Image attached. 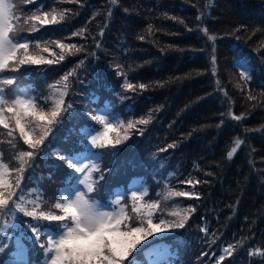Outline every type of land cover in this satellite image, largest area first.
Listing matches in <instances>:
<instances>
[{
    "label": "trees",
    "instance_id": "1",
    "mask_svg": "<svg viewBox=\"0 0 264 264\" xmlns=\"http://www.w3.org/2000/svg\"><path fill=\"white\" fill-rule=\"evenodd\" d=\"M11 1L9 37L27 42L32 57L40 58L47 46L57 48L59 56L52 64L0 69V90H6L9 105L17 96L32 95L37 111L46 113L61 93L65 103L62 120L44 144L23 158V172L18 171L25 151L19 146L22 138L14 132L9 136L12 129L0 125L1 158L12 166V183L0 189L5 199L9 190L16 193L0 209V245H9L0 253V264L13 257L17 241L29 264H44L47 238L28 239L32 234L26 225L32 218L7 209H14L15 201L30 211L38 205L37 214H62L54 204L72 183V170L59 155L75 152L79 157L90 148L101 155L89 195L110 202V210H123L128 227H146L151 212L154 223L164 219L171 229L138 245L133 256L140 263L151 264L153 254L146 246L155 241L165 248L167 264H264V0ZM45 12L58 22L32 19ZM209 35L215 40H208ZM54 41L86 47L61 52ZM241 64L248 69L244 75ZM8 78L11 85L4 82ZM125 80L133 84L132 91H125ZM141 83L147 87L141 89ZM69 103L75 111L63 113ZM105 105L117 127L139 119L149 124L129 130L128 139L113 152L111 147L93 148L87 131L93 126L103 131V126L88 113ZM236 115L241 120L232 119ZM118 130L123 137L124 129ZM237 139L243 143L229 160ZM11 152L13 159L7 157ZM135 179L148 189L133 199L129 187ZM177 191L190 196L173 195ZM182 215L187 216L184 227H172Z\"/></svg>",
    "mask_w": 264,
    "mask_h": 264
},
{
    "label": "snow or ice",
    "instance_id": "2",
    "mask_svg": "<svg viewBox=\"0 0 264 264\" xmlns=\"http://www.w3.org/2000/svg\"><path fill=\"white\" fill-rule=\"evenodd\" d=\"M29 3L32 0H28ZM115 2V0H113ZM27 11H32L27 9ZM13 15L12 6L7 0H0V69L8 67L9 61H15L13 66V71H16V65H40V64H52L53 61L50 59L34 58L30 56L29 44L27 42H14L13 39L9 37L10 27L9 21ZM49 16L48 12L44 13V19L42 23H57V17L52 16L51 21L47 19ZM63 15L60 16V20H63ZM32 19L41 20L38 15H33ZM205 33L207 30L205 29ZM74 35H81V32L73 33ZM103 35V32L100 33ZM95 39V38H94ZM208 40H215L214 36L209 35ZM56 46L60 49H65L66 47L74 48L77 52L84 49V45L77 47L75 43L71 45H65L54 41ZM99 45L97 44V47ZM40 47V45H37ZM23 50L22 57H17V52ZM43 51H48L45 47ZM60 59L63 60L64 56L61 55ZM80 63H84L83 60ZM241 74L244 75L248 71L242 64ZM216 69L213 67L212 72L215 74ZM72 73L64 75L63 80L67 81L68 77ZM6 84L11 85L13 83L12 78H8L4 81ZM67 85H65V88ZM123 87L125 91H132L133 84L129 83L127 80L123 82ZM141 89L147 86L143 83L139 85ZM61 93V98L56 101L55 107L52 108L50 112L37 111V105L33 102L34 98H21L19 96L15 97L10 101L6 96V90H0V125L4 128H9L11 121H6L3 113L5 111L12 113V119L15 121V128L19 129L20 136L23 138V143L27 145L30 149H36L38 146L44 144L45 138L52 132V126L55 125L58 119L62 120L61 116V106L64 105L63 95ZM250 99L252 97H249ZM5 105H9L6 108ZM68 108L72 107V104L67 105ZM88 115L100 125L103 126V131H100L94 126L91 130L87 131V136L90 137V145L93 148L105 149L111 147L115 149L116 145L122 143V140L128 139L129 130L136 128L137 124L147 125L149 124L148 119H139L135 122L129 121L127 125L119 124V128L124 129V136H120L117 125L112 120V112L109 110L107 105L101 111L99 108L95 109L93 112H89ZM32 118V119H29ZM40 126L41 134L39 138L33 137L29 131H26L27 124L31 123L32 120ZM234 120H241V116H233ZM116 133L113 138L110 136L111 133ZM13 131H9L8 135L11 136ZM142 134V131H141ZM58 131L52 134V140L57 139ZM51 143V141L49 142ZM243 143L242 140L237 139L235 141V147L227 153L229 160L232 159L233 155L237 152L238 148ZM47 146V145H46ZM175 145L169 144L168 148H173ZM32 151H22L20 152L21 164L18 169L19 172L24 171V164L26 161L24 157H32ZM114 154V153H113ZM98 156L101 154H97ZM61 161H67V168L72 171L68 172V176L72 178V183L79 185L74 190L69 193L64 191L60 193L63 196V200L56 202L54 208L58 209L62 214H50L44 211L37 214L35 206L33 210H29L24 204L16 203L15 211L17 213H22L24 217H31L33 222H29L26 227L31 232V236L27 237L31 239L34 243L41 241L42 236H45L48 241V245L45 252V264L50 261V264H140L133 253L137 252L138 245L141 244L143 240H148L149 237L154 236V234L170 231L169 226L166 225L164 219H159V222L154 223L151 218V212L148 213L149 218L146 220V227L133 226L128 227L124 221L127 219L123 216V210L119 213L114 210H106L110 207L109 204H102L101 201L95 195H89L93 193L92 184H87V188L83 187L85 185L88 176L85 175L81 177L77 174H83L86 172L88 165H85L83 160L75 154V152L65 155L61 153L59 155ZM97 165L93 164L92 168L95 170ZM211 175V172L207 173ZM3 173L0 172V188L6 187V182L3 179ZM26 180L28 177L25 178ZM103 179V174L98 178V180ZM96 181V191L99 192L100 184ZM188 184H192L193 181L188 179L185 181ZM206 182V181H205ZM17 187L20 186L19 180H17ZM16 193L9 190L8 199L4 198V193L0 191V209H3L8 205L9 199ZM177 197L190 196L187 191H177L173 193ZM133 199L138 198L135 191L132 192ZM17 199H20L17 196ZM119 203V201H116ZM12 206H9L7 213L11 214L13 212ZM194 211V209H192ZM173 215H176L173 213ZM15 218V217H14ZM187 216L181 218L172 227L176 229L183 228ZM39 221H56L60 222L58 225L44 224ZM122 223L124 228H121ZM55 228V231L53 230ZM9 245L7 243L0 245V253H3ZM153 254H157L158 258L152 262V264H167L165 258L166 254L156 247L155 241H149L146 246ZM17 248L19 251L13 253L14 257H19L20 259H13L6 262V264H27L26 259H24L25 251L23 250V245L17 241ZM40 248L45 249V245L40 243ZM228 252L229 249H225ZM143 253V250H141ZM223 260V256L220 257Z\"/></svg>",
    "mask_w": 264,
    "mask_h": 264
},
{
    "label": "rangeland",
    "instance_id": "3",
    "mask_svg": "<svg viewBox=\"0 0 264 264\" xmlns=\"http://www.w3.org/2000/svg\"><path fill=\"white\" fill-rule=\"evenodd\" d=\"M21 1H24V0H21ZM7 2L11 4L12 10H13L14 5L12 4V1L11 0H7ZM40 17H41V20H43L44 19V14H42ZM51 18H52V16H48L47 17V19L49 21H51ZM11 19H12V16H11ZM11 19L9 21V27H10V24H11ZM47 48H48V51H45L44 54H42L40 56V58L41 59H50V60L57 59V57L59 56V54L57 52V48H50L48 46H47ZM61 52H62V49H61ZM18 53L21 54V57H22V55H23L22 50L18 51L17 54H16L17 57H20V56H18ZM34 58H36V57H34ZM37 58H39V57H37ZM14 64H15V61H9L8 66H10V65L14 66ZM57 91L59 92L60 89H57ZM21 98H34V96L29 95V94H25L24 96H21ZM33 102L36 103V99L35 98H34ZM36 105H37V103H36ZM54 107H55V104L51 106V110ZM72 111H75V110H72V108H68V110H66L63 113H69V112H72ZM3 115H4L6 121H11V123L9 125V128L12 129V131L14 133L20 135L19 129L18 128H15V121H14V119H12V116H11L10 112H7L6 114L4 112ZM29 119H32V118H29ZM112 120H113L114 123L116 122V118H115L114 115H112ZM31 128L32 129L35 128L34 130H35V132H37V137L36 138H39V136L41 134V128L35 122L34 119L32 120L31 123L27 124V126H26V131H29L30 134L32 135ZM53 128H55V125L52 126V130H53ZM45 140H46V138H45ZM6 146H9V144L6 143ZM19 146H21L25 151H32L34 153L36 150H38V148L41 145L38 146V148H36V149H30L27 145H25L23 143V138H22V140L19 142ZM7 148H9V147H7ZM119 148H120V146L117 145L116 146V150L119 149ZM113 150L114 149H112V148L109 149L110 152H113ZM98 153H99L98 151L90 148L89 150L84 151V153L79 157V159L83 160V162H84L85 165H88V168H87L86 172L82 175V177L85 176V175L88 176V179H87L85 185H83V187H87V184L91 183V181H92V170H93L92 165L93 164L98 165V161L100 160V157L97 155ZM7 157L13 159L14 158V152H11ZM10 167H12V166L6 164L4 162V160L1 158V152H0V172H2L4 174L3 175V179L6 182V185H10L12 183L11 182V179L8 177V173H9ZM15 174H16L17 177L19 176L18 173H15ZM130 188L132 190L131 192L135 191L137 193V196L138 195H143L146 192V190L148 189L147 185L144 184V183H142L139 179L133 180L131 182V184H130ZM0 191H2V189H0ZM106 210H109V209H106ZM14 211H15V207H14ZM15 213H17V212L15 211ZM17 214H20V213H17ZM184 216H186V215L179 216V219L183 218ZM121 228L123 229L124 228V225H121ZM169 232L170 231H163V232L156 233V234H154V236L149 237L148 240L152 239L153 237H156L157 235H162V234H166V233H169ZM148 240H145V241H148ZM145 241H143L141 243H144ZM158 248L161 249L167 255V253L165 252V248L164 247H159L158 246ZM19 250L20 249H18V248L14 249L13 253H15V252H17ZM150 253H152V252H150ZM260 254H261V252L260 251H257V254L256 255H260ZM14 258L15 259H20L19 257H13L12 259H10L8 261L13 260ZM157 258H158V255L157 254H153V256L149 257V262L152 264V262L155 261ZM24 259H25V256H24ZM27 264H29L28 261H27ZM47 264H50V261H48Z\"/></svg>",
    "mask_w": 264,
    "mask_h": 264
}]
</instances>
